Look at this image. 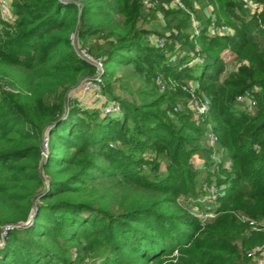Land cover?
I'll use <instances>...</instances> for the list:
<instances>
[{"label": "trees", "instance_id": "16d2710c", "mask_svg": "<svg viewBox=\"0 0 264 264\" xmlns=\"http://www.w3.org/2000/svg\"><path fill=\"white\" fill-rule=\"evenodd\" d=\"M199 1L201 14L195 0H183L185 9L168 0L152 9L142 0H13L17 19L0 18V231L15 227L0 264H85L88 256L93 264H248L247 250L264 243V8ZM207 5L232 35L207 34ZM74 32L102 61V91L120 113L103 116L77 96L96 66L79 54ZM176 44L173 63L165 50ZM223 50L236 68L226 70ZM196 55L202 61L190 63ZM187 80L209 99L216 151L188 107ZM251 89L256 104L247 109L236 96ZM203 182L219 189L206 221L180 201L203 196Z\"/></svg>", "mask_w": 264, "mask_h": 264}, {"label": "built area", "instance_id": "2783aa9c", "mask_svg": "<svg viewBox=\"0 0 264 264\" xmlns=\"http://www.w3.org/2000/svg\"><path fill=\"white\" fill-rule=\"evenodd\" d=\"M242 4L244 5L245 9L251 13V14H258L260 13L264 5L262 1L259 0H240ZM143 5L145 9H152L156 6L157 0H142ZM81 6V5H79ZM168 6L171 8H181L185 9V5L183 3V0H168ZM212 7H208L205 9V12L208 16H210L209 23L207 25V34L209 36H215V35H232L234 33L233 27L229 26L226 23H218L213 15H211ZM161 23L164 24L162 20V16L158 14ZM0 18L7 22H14L17 19V14L15 13L14 7H13V0H0ZM191 20H192V28L195 35H198L201 29V23L199 20L195 17L194 14H191ZM77 33L74 32L72 34L73 42H75L76 49L78 50L79 54L86 59L87 61L93 63L96 66L95 73L90 76L84 78L77 86L76 89H81L85 93H90L92 98L94 100L99 101L100 103H103L102 108H100L101 114L103 116L105 115H113L118 114L121 112V106L120 104L108 98L102 91V85H103V79H102V72L104 69L103 63L100 59H94L85 48H82L77 43ZM151 40L155 46H158L159 48L165 49V43L166 40L164 37L152 35ZM196 50H199V45H196ZM165 53L167 54V57L170 62H175L178 58V55L180 53L179 45L176 44L173 51L169 52L165 50ZM203 58H201L199 55H196L192 62L190 63H196L202 61ZM157 84L160 88V90L165 89V81L163 78L158 75L156 77ZM175 84L174 82L172 85ZM182 89L189 93L190 95V102L188 104V107L192 113L193 118L196 120L197 123H201L204 126V133L205 137L209 140V144L211 146H214L218 143V137L213 131V126L210 122L206 120V115L209 110V99L205 96H199L196 93V85L194 82L191 81V83H185L182 85ZM257 93V89H251L247 90L239 95L236 96V100L242 104L247 109H251L256 104L255 94ZM178 108L175 106L173 108L174 111H176ZM48 146H49V137H45L44 139V149H43V156L44 158L48 155ZM201 170H205L206 167L204 164H201L199 166ZM202 189L206 191V193L202 196L200 199L201 205L198 208L195 205H192V209L190 208L191 213L200 219L201 221H206L209 218H213L216 213L214 210V201L217 198V195L219 193V189L216 186L214 182L208 183L203 182L202 183ZM195 206V207H193ZM249 224L255 228L256 223L254 221H249ZM15 227L13 224H6L2 226L0 231V246H3L6 241L9 238L10 231ZM246 257L248 258L249 262L248 264H264V243L256 244L252 246L249 250L246 252Z\"/></svg>", "mask_w": 264, "mask_h": 264}, {"label": "rangeland", "instance_id": "374dc122", "mask_svg": "<svg viewBox=\"0 0 264 264\" xmlns=\"http://www.w3.org/2000/svg\"><path fill=\"white\" fill-rule=\"evenodd\" d=\"M195 2H196V7H197V13H200L201 12V9H202V7H203V5H202V3L199 1V0H195ZM208 7H210L211 8V5H207ZM207 8V7H206ZM201 14V13H200ZM201 17V16H200ZM158 20L160 21V19L158 18ZM162 25H163V23H161ZM158 29V28H157ZM161 29H162V27H161ZM221 55L223 56V58H224V61H225V63H226V65H227V67H226V70L228 71V70H232V69H234V68H236V66H238L239 65V63L237 62V60H235V56H234V54H232V53H230L229 51H227V50H223L222 52H221ZM174 63V62H173ZM185 83H191V80H187V81H185ZM178 84V83H177ZM180 84V83H179ZM176 84H173L172 86V88H174V86H175ZM79 91H81V92H83L81 89L79 90ZM72 93V91L69 93V96H70V94ZM77 94V93H76ZM75 94V95H76ZM78 94H80V92L78 93ZM90 94V93H89ZM78 96V95H77ZM90 96H91V94H90ZM78 97H80V96H78ZM91 98H92V96H91ZM92 101H97V100H94L93 98H92ZM97 103V105L99 106V108H102V106H103V103H100L99 101H97L96 102ZM180 105V104H179ZM175 107V106H174ZM173 107V108H174ZM198 124H201V123H198ZM206 142H207V145L209 146V147H211L214 151H216L217 149H218V143L216 144V145H214V146H211L210 144H209V140L206 138ZM43 148H44V145H43ZM215 158H213L214 160L215 159H218L219 158V156H218V154H216V156H214ZM193 161H194V163L196 164V165H198V166H200L201 164H204V162H203V159H201V158H199V156L198 155H195L194 156V158H193ZM205 165V164H204ZM205 167H206V165H205ZM165 172V162L164 161H162V163H161V166H160V169H159V173L161 174V173H164ZM203 176H204V174L202 173V174H200V177H201V179L203 178ZM202 198V196H199V197H196V198H193V197H181L180 198V201L182 202V204H184L185 205V207H188V208H191L192 209V205H195V206H197L198 208L200 207V205H201V202H200V199ZM212 205H214V208L216 207V203H215V201H214V204L212 203ZM195 206H193V207H195ZM264 224V223H263ZM76 252L74 251L73 252V255L75 254ZM86 256H88V255H86ZM85 256V257H86ZM89 257V261L88 262H85V264H89V262H90V264H93L92 262V258L93 257H90V256H88Z\"/></svg>", "mask_w": 264, "mask_h": 264}, {"label": "crops", "instance_id": "0c3cea01", "mask_svg": "<svg viewBox=\"0 0 264 264\" xmlns=\"http://www.w3.org/2000/svg\"><path fill=\"white\" fill-rule=\"evenodd\" d=\"M157 17L159 18V16H157ZM159 19H160V18H159ZM160 22H161V21H160ZM78 96H80L79 99L81 100V102H82L85 106L100 109L99 106H98L97 103H96L97 101H96V102H95V101H92V98H91V96H90L89 93L80 92V94H78Z\"/></svg>", "mask_w": 264, "mask_h": 264}, {"label": "water", "instance_id": "95a60500", "mask_svg": "<svg viewBox=\"0 0 264 264\" xmlns=\"http://www.w3.org/2000/svg\"><path fill=\"white\" fill-rule=\"evenodd\" d=\"M33 217H34V214L32 212L31 215H30V217H29V220L27 222H20V223H18V226H24V225L29 224V222H31V220L33 219Z\"/></svg>", "mask_w": 264, "mask_h": 264}]
</instances>
